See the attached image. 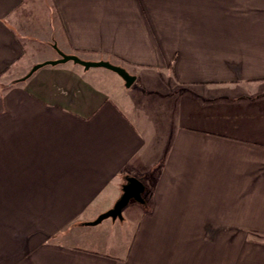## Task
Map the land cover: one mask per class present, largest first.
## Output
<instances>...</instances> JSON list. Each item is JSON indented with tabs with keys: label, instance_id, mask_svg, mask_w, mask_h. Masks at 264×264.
Segmentation results:
<instances>
[{
	"label": "crops",
	"instance_id": "0c3cea01",
	"mask_svg": "<svg viewBox=\"0 0 264 264\" xmlns=\"http://www.w3.org/2000/svg\"><path fill=\"white\" fill-rule=\"evenodd\" d=\"M2 84L0 264H264V0H0Z\"/></svg>",
	"mask_w": 264,
	"mask_h": 264
},
{
	"label": "water",
	"instance_id": "95a60500",
	"mask_svg": "<svg viewBox=\"0 0 264 264\" xmlns=\"http://www.w3.org/2000/svg\"><path fill=\"white\" fill-rule=\"evenodd\" d=\"M60 58L56 61H49L42 64H38L34 66L29 74L25 76L24 79L30 77L34 72L37 70L45 67V66H56L59 64H64L67 62H73L77 65L83 66L85 69L90 68H104L110 70L116 74H118L123 81L127 88H130L135 80L136 77L129 74L124 68L112 65L109 62L100 61V62H87L80 59L77 56L66 55L59 52ZM145 192V186L143 182L135 177H128L126 179V184L122 188V195L119 200L115 203L114 207L109 211L99 215L94 221L86 223L87 226H97L101 224L104 220L112 219V220H121L123 218L122 212L123 210L129 205V203L133 200L137 203L144 204L145 201L142 197L143 193Z\"/></svg>",
	"mask_w": 264,
	"mask_h": 264
},
{
	"label": "rangeland",
	"instance_id": "374dc122",
	"mask_svg": "<svg viewBox=\"0 0 264 264\" xmlns=\"http://www.w3.org/2000/svg\"><path fill=\"white\" fill-rule=\"evenodd\" d=\"M4 87H5L4 84L0 85V91H1ZM100 227H102V224L99 225V226H97V228H100ZM89 228H96V227H89Z\"/></svg>",
	"mask_w": 264,
	"mask_h": 264
}]
</instances>
